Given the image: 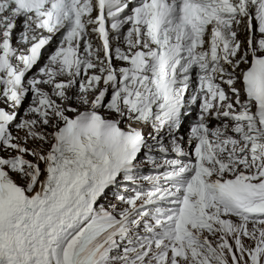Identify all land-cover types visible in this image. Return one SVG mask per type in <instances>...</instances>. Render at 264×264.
Returning a JSON list of instances; mask_svg holds the SVG:
<instances>
[{
  "label": "snow or ice",
  "instance_id": "6c2138e0",
  "mask_svg": "<svg viewBox=\"0 0 264 264\" xmlns=\"http://www.w3.org/2000/svg\"><path fill=\"white\" fill-rule=\"evenodd\" d=\"M0 264H264V0H0Z\"/></svg>",
  "mask_w": 264,
  "mask_h": 264
}]
</instances>
